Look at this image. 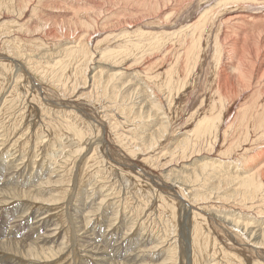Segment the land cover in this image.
<instances>
[{
    "label": "bare ground",
    "instance_id": "1",
    "mask_svg": "<svg viewBox=\"0 0 264 264\" xmlns=\"http://www.w3.org/2000/svg\"><path fill=\"white\" fill-rule=\"evenodd\" d=\"M95 1L50 0L54 6L47 7L48 0H38L30 8L28 1L0 0V148L12 142L19 129L21 137L35 129L41 135H35L40 139L34 146H42L43 152L38 168L29 158V137V144L22 142V148L27 145L23 152L19 149L22 153L6 144V150L0 149V173L5 174L0 176V264L54 262L78 236L100 252L88 251L89 256L101 255L103 248L91 239L93 225L89 231L85 225L94 199L79 207L70 204L80 198L74 181L64 206L66 214L74 211L76 222L69 241L48 221L49 210L32 211L30 205L61 201L60 195H51L53 189L77 180L79 171L84 176L81 190L90 173L91 180L94 174L99 178L102 164H109L118 182L146 194L131 206V221L157 216L168 237L161 245L169 246L157 252L148 238H141L137 254L125 249L119 263L121 253L108 248L97 258L100 264H156L161 257L159 264H178L182 248V264H208L218 256H224L221 264H264V0ZM81 8H92L93 13L74 14L79 29L70 38L59 36L53 25L40 30V15L80 13ZM30 9L32 15L26 18ZM29 28L39 31L31 36ZM25 29L31 36L27 42L21 39ZM201 79L208 84L206 90ZM194 90L197 95L190 101ZM23 93L25 101L19 106ZM33 112L41 115L32 120ZM14 116L20 118L18 129L9 126V121L16 122ZM50 134L52 143L46 136ZM81 157L85 162L79 170ZM62 167L68 177L64 181ZM102 198L97 200L100 207ZM245 199L253 202L243 204ZM14 201L17 204H10ZM180 208L186 219H179L183 227L177 237L174 221ZM103 213L109 214L107 208ZM78 214L84 223L81 234ZM239 226L249 227L251 237L247 231L244 238L232 231Z\"/></svg>",
    "mask_w": 264,
    "mask_h": 264
},
{
    "label": "rangeland",
    "instance_id": "2",
    "mask_svg": "<svg viewBox=\"0 0 264 264\" xmlns=\"http://www.w3.org/2000/svg\"><path fill=\"white\" fill-rule=\"evenodd\" d=\"M28 1V5L30 6V8H32V7H34L35 6V4H37V1L38 0H23V2H27ZM50 0H48V2H45V5H47V7H52V6H54L53 4L51 5V3L49 2ZM72 1H74V0H72ZM71 2V1H70ZM95 2H98L99 4H103L104 3V1H102L101 0V2H99L98 0H96ZM30 3V4H29ZM98 3H96L97 5H99ZM50 5V6H49ZM53 10V9H52ZM83 10V11H82ZM194 10L195 9H192L191 10V13H196V12H194ZM71 10H69V12H67V13H62V14H55V16L57 17L56 19H54L55 18V16L54 17H45V16H43V18H42V16L40 15V13L38 12V15H40V17H37V19L38 20H40V22H41V24L43 25L42 27L40 26V30L42 29V30H48V28H52V25H53V27H54V30H57V31H59L58 32V35L60 36H62V37H64V36H66L67 37V35H68V38H70L71 37V33L72 32H74V30L76 31V30H78L79 29V26L77 25V24H75L74 22V19H77L79 16L78 15H74V14H81V15H86V12L89 14V13H93V10H92V8L90 9H84V8H81V11L82 12H80L79 13V11H71ZM31 12V13H30ZM30 12L26 15V18H28V17H30V15H32V10L30 9ZM41 13H42V11H40ZM84 12V13H83ZM96 12V11H95ZM73 13V14H72ZM30 14V15H29ZM42 14H44V15H46L47 13H42ZM71 15V16H70ZM96 15V14H95ZM100 15V14H99ZM70 16V17H69ZM62 17V18H61ZM53 18V19H52ZM67 20V18H68V20L66 21L65 19ZM46 19V20H45ZM63 19V20H62ZM52 20H53V22H52ZM61 20H62V22H61ZM66 22H65V21ZM46 21V22H45ZM49 21H51L53 24H51V22H49ZM59 21L61 22V24H59ZM69 21V26H70V28L68 27V24H67V22ZM73 21V22H72ZM44 22V23H43ZM58 24H57V23ZM65 22V23H64ZM72 22V23H71ZM75 25H74V24ZM114 23V22H113ZM46 24V25H45ZM50 25V26H48V25ZM64 24V27L62 26ZM71 24V25H70ZM112 24V23H111ZM27 25V27H29L30 25H28V24H26ZM113 25V24H112ZM61 26L63 27V29L61 28ZM74 26V27H73ZM31 27V26H30ZM65 27H67V29L69 28L71 31H65V30H67ZM77 27V28H76ZM34 28H36V27H34ZM34 28H29V32H30V34H31V36L33 35V33L36 31V30H38V29H35V31H34ZM44 28V29H43ZM72 28V29H71ZM53 29V28H52ZM68 29V30H69ZM41 30V31H42ZM25 31H26V33H25ZM25 31H23V32H21V34L23 33L24 34V36H23V34H22V37H21V39L23 40V41H25V42H27L26 40H29V37H31L30 36V34H29V32H28V30L27 29H25ZM39 31V30H38ZM62 32H64V35H63V33ZM60 33V34H59ZM66 33V34H65ZM21 34H20V36H21ZM27 36V37H26ZM29 36V37H28ZM65 37V38H66ZM26 38V39H25ZM28 38V39H27ZM39 44H40V42H39ZM39 44H37L36 43V45H37V48L39 47L38 45ZM30 45H32V48L31 49H34L35 48V46H33V44H30L29 43V47H31ZM41 45V44H40ZM41 48V50H39V51H42V50H44L43 49V47H40ZM43 52H45V51H43ZM55 51L54 50H52L51 51V53H54ZM33 54V53H32ZM47 54V53H46ZM2 79H0V81H1ZM10 84V83H9ZM200 84H201V87H202V85H205V87H204V90H206L207 88V86H208V84L206 85L205 84V81H204V79H201L200 80ZM11 85H7V89L10 87ZM206 88V89H205ZM196 91L197 90H194L193 91V97H190L191 99H190V101L197 95V94H195L194 95V93H196ZM23 92V91H22ZM21 93V92H20ZM199 93V92H198ZM25 95H24V93L23 94H21V100H17V103H18V105L19 106H22L23 105V103H24V101H25V97H24ZM188 97V96H187ZM23 98V99H22ZM28 98H30L31 99V97H27V99ZM184 98H186V96L184 97ZM30 99H28V100H30ZM23 100V101H22ZM18 101H20V102H18ZM183 102H184V100H183ZM194 104H195V107H197L198 106V100H195V102H194ZM182 105V107L183 106H185L186 104H184V103H182L181 104ZM36 106V105H35ZM182 111H184V110H182ZM181 110L179 111V112H182ZM37 112H38V110H37ZM24 114H28V112H27V110L25 111V113ZM41 115V113H32L31 114V117H32V120H34V119H36V117H39ZM18 116V115H17ZM16 116V118H15V116L13 117V119H14V121H16V122H14V123H12L11 124V122L12 121H9V120H11L12 119V117H9L8 118V121H9V126H12V125H17L16 126V128L18 127V124L20 123H17V121L20 119V118H18ZM18 118V119H17ZM17 119V120H16ZM20 121V120H19ZM18 129V128H17ZM20 130V129H19ZM18 130V135H12L11 137H12V142H14V141H16V139H18V141H20L18 144H12V142H10V143H4L3 144V146H1V150H4L8 145H10V146H12V147H7V149L9 148V150H11V151H13V149H14V147H18L16 150H14V152L15 151H17L18 153H22L23 151L21 150V149H25L26 148V146L27 145H25V148H22V142L23 141H26V139L28 138V140L29 141H31V143L29 142V141H26V142H24V143H27V144H29L28 145V148L30 147V150L29 151H31V155H33V156H29V158H31L32 159V161H37V167L39 168V162H40V159L43 157V152H42V146L39 148L38 146L35 148V146H34V140L35 139H38L39 137H37V136H35V135H38V136H40L41 134H35V129H33L34 130V132L33 131H31V132H29V133H32V134H29L28 135V133L26 132V133H24L23 135H22V137H23V139H22V137H21V134L23 133L21 130L19 131ZM22 132V133H21ZM39 133H41V131L39 130ZM93 134H96V132H92ZM68 134V133H67ZM66 133L64 134L65 136L67 135ZM32 135H33V137H32ZM70 135V134H69ZM69 135H67V136H69ZM16 136H18V137H16ZM47 136V138L50 140V142L52 141L53 142V136H52V134H50V135H46ZM13 137H15V139L13 138ZM25 137V138H24ZM37 137V138H36ZM64 136H62L61 138H63ZM93 137H94V135H93ZM34 138V139H33ZM25 139V140H24ZM31 139V140H30ZM33 139V140H32ZM40 139V138H39ZM64 140L66 139V137H64L63 138ZM64 140H62L63 141V143H64ZM91 140H93L92 139V137L90 136L89 137V142L91 141ZM40 142H43V139L42 140H40L39 141V143ZM51 142V143H52ZM70 141H65V143H69ZM88 142V143H89ZM94 141H91L90 142V144L91 143H93ZM170 143H171V141H170ZM169 143V144H170ZM248 143V142H247ZM247 143H244L247 147L250 145L249 143L247 144ZM7 146H6V145ZM12 144V145H11ZM70 144V143H69ZM168 144V145H169ZM17 145V146H16ZM43 145V144H42ZM242 145V144H241ZM33 147V149H32V147ZM72 148V147H71ZM19 149H20V151H22V152H20L19 151ZM37 149H39V150H37ZM74 149V150H73ZM6 150V149H5ZM57 150H59L58 148H57ZM38 151V152H37ZM70 151H72V152H74V151H76V149H75V147H73L72 149H70ZM35 152V153H34ZM41 153V154H40ZM36 154V156H40V157H36V158H34V155ZM82 155V154H81ZM33 157V158H32ZM83 159H84V157L82 158H80V167H79V170H81V167H83L84 168V162L85 161H83ZM72 163V162H71ZM83 163V164H82ZM31 165V164H30ZM32 166H29V169L27 170V168L25 169V173L27 174V175H29L30 173H31V170H30V168H31ZM71 167H72V164H70V169H71ZM102 167H104V168H102ZM106 167H108V169H109V171L106 169ZM63 168V170L65 169L64 167H62ZM82 168V169H83ZM69 169V168H68ZM67 169V170H68ZM27 170V171H26ZM78 170V171H79ZM29 171V172H28ZM103 171V172H102ZM106 171H108V173L106 172ZM63 172V174L62 173H60L59 172V174H62L63 176H61L60 178H61V180L62 181H64V179H66V169H65V171H62ZM64 173H65V176H64ZM79 175L77 176V180L75 179H72L70 182H72V183H63V185H62V188H60V189H56V188H54L53 190L54 191H52L53 193H51V195H60V197H58L57 199H59V200H61V201H58V203L56 202H54L53 204H51V203H49L48 205H47V203H45L46 205H43L42 203H38V201H35L34 202V204H31L30 205V203L28 204V202L26 201V200H22V202H24L23 204H28V205H30V209L32 210V211H34V210H40V211H48L47 212V216H48V221L50 222V224H52V225H56V228L57 227H59V229H58V231L60 232V236H62V234H66L67 235V238H68V240L67 241H69V239H71L72 237H71V228H72V226H73V224L72 223H74L75 221H74V219H75V216L74 215H71L72 213L74 214V211H70V213H68V214H66L65 213V208H64V206H65V204L67 203V201L69 200V197H68V195L70 194V187L73 185V181H74V187H75V192H73V193H75V194H77L78 192H79V199H78V197L76 198V197H74L73 199H72V201L70 202V204H77L76 205V207L78 206L79 207V204L81 203L82 204V202H86V201H88L89 203H91L92 204V202L90 201V200H92V198L94 199V209H93V213H90L89 215H88V219L86 220V222H85V225H86V227H87V229H88V231L90 230L89 229V227L91 228V225H93V228L95 229V230H93V232L92 231H90V233H91V239L93 240V242L95 243V245H98L99 247H102L103 248V252L101 253V255H94V254H92L91 256H89L90 255V253L88 252V251H94L95 250V248H93L94 246H88V244H86L84 241H83V244H82V241L81 240H83V239H81L79 236H78V239L77 240H73V242H70V243H68L67 245H65V248H64V251H63V253H62V255L61 256H59V255H57L56 257H55V259L56 260H54V262L52 261V262H50L51 264L53 263V264H100V262L98 261V259L100 258V256H102V257H104V255H103V253L105 252V253H108V251L106 250V249H108V248H112V250H115V249H117V253H121V255H120V257H119V259L117 258V260L119 261V263H122V258H124V257H126V255H124V253H125V249H128V252H129V249H130V252H132V253H136L135 251H136V248H137V242H139L138 240H141V238H142V240H147V238H148V240L149 241H151V244H149V245H152L153 246V248L157 251V252H159L160 251V249H166V248H168L167 246H169V244L168 245H165V244H163V245H161V243H162V241L164 240V239H166L167 240V238L168 237H166L165 236V234L163 233V232H161V231H163L164 229H161L162 228V226H164L165 225V223H161V221H160V223H159V218H157V216H154L152 219H145L144 217H139V219L138 220H136V221H131L133 218L130 216V213H131V209H132V207L134 206V205H136V202L137 201H139L140 200V198H144V197H146V194H144L143 192H140V190H139V187L138 188H136V187H133V186H131V185H128V186H126V184L124 183L123 184V181H117V178L114 176V173L113 172H111V170H110V168H109V164H107V165H103L102 164V166L99 168V178H97V176H96V174H94V178L91 180L90 178L92 177V173H90L91 174V177H90V175H88L87 177H86V180H85V184H83L84 186L81 188V190H79L78 191V189H79V187H80V185H81V182L80 181H82L81 179L84 177L83 176V174L81 173V171H79ZM107 173V174H106ZM111 175H110V174ZM58 174V173H57ZM58 174V175H59ZM105 174V175H104ZM80 175H82V176H80ZM0 176H5V174H4V172H1L0 173ZM34 176H35V173H34ZM257 176V175H256ZM112 177H113V179H112ZM68 178V177H67ZM57 179V177L56 178H54V179H52V180H56ZM105 179H106V181H105ZM108 179V180H107ZM114 179H116V180H114ZM89 180V181H88ZM91 180V181H90ZM110 180H112V181H110ZM2 180H0V182H1ZM80 182V183H79ZM90 182V183H89ZM108 183V184H107ZM101 184V185H100ZM116 184V185H115ZM261 184H262V186H264V183H263V180L261 181ZM75 185H77V186H75ZM114 185H115V187H114ZM120 185H121V187L124 189V190H121V192H119V189H120ZM73 187V186H72ZM71 187V189L73 190V188ZM105 187V188H104ZM111 188V189H110ZM116 188V189H115ZM226 188H228V186L226 187ZM113 189H115V190H113ZM127 190V192H126V190ZM239 189L241 190V188L239 187ZM56 190V191H55ZM86 190V191H85ZM60 191V192H59ZM146 191V190H145ZM155 191H157L155 188H154V192H153V196H151L150 197V199L148 200L151 204H153V203H155V198H153V197H155V195L157 194H155ZM55 192V193H54ZM59 192V193H58ZM117 192H118V194H117ZM56 193H58V194H56ZM101 193V194H100ZM115 193L117 194V195H115ZM129 193H131V194H129ZM74 194V195H75ZM94 194V195H93ZM155 194V195H154ZM82 195V196H81ZM149 195V194H148ZM163 195L165 196L166 194L165 193H163ZM66 196V197H65ZM76 196V195H75ZM88 196V197H87ZM100 196H102V197H104L105 198V200H104V202L105 203H102L103 205L100 207V205H98V204H100V202L99 201H101L103 198L101 197L100 198ZM127 196V197H126ZM131 196V197H130ZM143 196V197H142ZM185 197H186V195H184ZM166 197V196H165ZM187 197H188V195H187ZM46 198H47V196H46ZM68 198V199H67ZM86 198V199H85ZM101 200H100V199ZM117 198H119V199H117ZM121 198V199H120ZM124 198H125V200H124ZM127 198H129V199H127ZM131 198V199H130ZM220 198H222V197H220ZM66 199H67V201H66ZM82 199V200H81ZM84 199V200H83ZM154 199V200H153ZM97 200H99V201H97ZM126 200H129L128 202L126 201ZM131 200V201H130ZM65 201V202H64ZM77 201V202H76ZM123 201H124V203H123ZM246 201V202H245ZM245 201L243 202V204H247V203H251V202H253V201H247L246 199H245ZM15 202V201H14ZM10 203V204H17L16 202H21V200H19V201H16L15 203ZM21 202V203H22ZM76 202V203H75ZM117 203V205H115ZM130 204V207L128 206L129 204ZM131 204H133V205H131ZM141 204H144L143 202L141 203ZM53 207H52V206ZM56 205V206H55ZM59 205V206H58ZM114 205V206H113ZM47 206H49V207H47ZM108 206V207H107ZM132 206V207H131ZM225 205H223V208H225L224 210H226V207H224ZM55 207V208H54ZM58 207V208H57ZM104 207V208H103ZM122 207V208H121ZM35 208V209H34ZM107 208V210L109 211V214L108 215H104V213H103V211L105 210ZM130 208V209H129ZM222 208V209H223ZM238 208V207H237ZM99 209V210H98ZM102 209H104V210H102ZM117 209V210H116ZM123 211H122V210ZM29 211V212H32V211ZM99 211L100 213H96V211ZM177 210V214L175 215V220L176 221H174L175 222V225L177 226V233H176V236L180 233V230H181V228L183 227V225H180V220H183V219H186V218H184L185 216H186V211L184 210H182L181 208H180V210H178V209H176ZM102 211V212H101ZM182 211H183V213H182ZM230 210H228L227 212H229ZM87 212V210L84 212V213H82V215L81 216H84L85 215V213ZM115 213V214H113V213ZM122 212V213H121ZM95 213V214H94ZM111 213V214H110ZM113 214V215H112ZM71 215V216H70ZM97 215V216H96ZM100 215V216H99ZM110 215H112V216H110ZM124 215V216H123ZM127 215V216H126ZM178 215V216H177ZM184 215V216H183ZM223 215V214H222ZM69 216V217H68ZM78 217H79V214L77 215ZM104 216H105V218H104ZM109 218H108V217ZM121 216V217H120ZM177 216V217H176ZM80 218V222H82L80 225L81 226H83V217H79ZM70 219V220H69ZM120 219V220H119ZM180 219V220H179ZM68 220V221H67ZM124 220H128V221H126V222H123ZM143 220H145L144 222H143ZM55 222V223H54ZM129 222V223H128ZM177 222V223H176ZM76 223V222H75ZM120 223V224H119ZM157 223V224H156ZM70 224V225H69ZM89 224V225H88ZM123 224V225H122ZM127 224V225H126ZM132 224V225H131ZM141 224V225H140ZM76 226H77V224H75ZM121 225V226H120ZM162 225V226H161ZM63 226V227H62ZM126 226V227H125ZM132 227V228H131ZM230 227V226H229ZM83 228H84V226L83 227H81V232L79 233V234H81L82 232H83ZM142 230H141V229ZM232 228V231L233 232H237V234H238V232H240V234L242 233V237L241 238H244V237H246V235H247V233H248V236L249 237H251L250 235H249V227H248V229H243L242 228V226H239L238 228L237 227H235V228H233V227H231ZM121 229V230H120ZM132 229V230H131ZM121 232H119V231ZM127 230V231H126ZM138 230H140V231H138ZM166 230V229H165ZM107 231V232H106ZM117 231V232H116ZM123 231V232H122ZM150 231V232H149ZM246 231H247V233H246ZM109 232V233H108ZM161 232V233H160ZM245 232V233H244ZM93 234V235H92ZM147 234V235H146ZM159 234V235H158ZM121 235V236H120ZM126 235V236H125ZM138 235V236H137ZM141 237H140V236ZM146 235V236H145ZM151 235V236H150ZM171 236V235H170ZM154 237V238H153ZM163 237V238H162ZM178 237V236H177ZM110 238V239H109ZM122 238V239H121ZM151 238V239H150ZM156 238H160V241H159V243H156ZM80 239V240H79ZM115 239V240H114ZM180 239V238H179ZM255 241H257L258 242V240L257 239H254ZM77 241H78V243H77ZM173 240H171V238L169 239V243H171ZM153 242H154V244H153ZM180 242H182L181 240L178 242V244H179V246L181 245V246H183L182 244H180ZM101 243V244H100ZM117 243V244H116ZM124 243V244H123ZM115 244V245H114ZM74 245V246H73ZM84 245V246H83ZM108 245V246H107ZM118 245V246H117ZM120 245V246H119ZM147 246V248H150V247H152V246ZM159 245V246H158ZM82 246V247H81ZM112 246V247H111ZM78 247H79V249H78ZM165 247V248H164ZM69 248L71 249V250H69ZM93 249V250H92ZM105 249V250H104ZM183 249V248H182ZM182 249H179L178 250V264H182V254H181V250ZM80 250V251H79ZM86 250V251H85ZM82 252V253H81ZM95 252H96V250H95ZM129 252V253H130ZM58 253H60V252H58ZM88 253H89V255H88ZM97 253V252H96ZM99 254H100V252H98ZM97 253V254H98ZM127 253V252H126ZM128 253V254H129ZM137 254V253H136ZM181 254V255H180ZM246 256H247V258L248 257H251V255L250 254H248V253H246L245 254ZM250 255V256H249ZM105 256H107V255H105ZM95 258L96 260H94V259H92V258ZM221 257L222 258H224V256H218L217 257V259L215 260V261H211L213 264H221V262H219V261H221ZM98 258V259H97ZM184 258H185V256H184ZM220 258V259H219ZM162 260V257L161 258H159L157 261H156V264H159V262ZM57 261V262H56ZM85 262V263H84ZM172 262V261H171ZM210 262V261H209ZM208 262V264H212L211 262L209 263ZM50 263H48V264H50ZM206 263V262H205ZM172 264V263H171Z\"/></svg>",
    "mask_w": 264,
    "mask_h": 264
}]
</instances>
